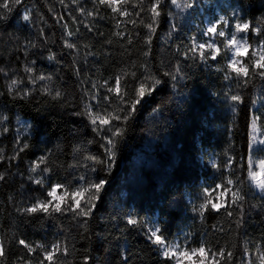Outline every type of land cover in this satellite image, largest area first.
<instances>
[{"label":"trees","instance_id":"1","mask_svg":"<svg viewBox=\"0 0 264 264\" xmlns=\"http://www.w3.org/2000/svg\"><path fill=\"white\" fill-rule=\"evenodd\" d=\"M150 3L151 0H145V8ZM78 7L95 15H82ZM225 8L223 11L229 17L236 8L245 20L256 22L264 17V0H228ZM160 12L147 57L143 53L147 50L144 37L148 30L139 24V19L151 22L146 11L139 18L133 17L138 21L135 26L119 18L122 23L117 28L110 9L93 4L92 0H79V5L72 0H64V4L60 0H22L7 13L8 19L0 20V68L10 73L9 77L0 74L3 93L0 112L8 117L4 126L9 129L0 135V148L6 157L0 161V172L6 176L0 181V241L6 249L2 264H23L25 260L39 264L42 254L39 251L29 254L18 244L19 239L46 246L57 240L66 242L68 255L58 256L56 264H170L144 232V222L154 215L170 241L190 234L195 246L204 241L217 251L219 247L233 251V264H257V249L264 244V207L251 205H264L261 199L264 194L255 192L246 179L238 183L246 195L245 223L240 228L236 227L237 217L209 212L201 220L192 208L200 203L202 189L208 182H220L230 173L233 178L246 177V164L243 170L238 167L226 170L223 166L228 156L234 157L237 165L244 163L241 158L248 152V121L252 112L259 115L264 109V82L256 79L247 88L237 89L235 80L226 81L224 72L217 71L226 63L224 54L206 63L185 58L181 53L194 33L191 21L201 22L202 17L196 18L194 10H176L170 0H164ZM26 14L30 15L29 21L23 20ZM65 23L76 33L68 37L77 45L76 49L63 44ZM172 24L177 28L169 37ZM121 30L125 36L131 34V44L126 38L114 35ZM249 41L252 42V34ZM27 42H34L36 47ZM25 47L27 55L23 51ZM50 54H54L53 60L48 59ZM31 61H35L37 75H52L47 85L59 89L64 96L53 100L39 92L45 82L27 83L23 66ZM145 61L149 71L163 83L135 117L121 125L126 131L123 138H118L116 162L106 172L103 165L84 160L89 153L104 159V149L100 146L103 141L92 132L85 117L77 113L83 112L88 102L85 92L98 91L101 98L107 94L106 89H93L94 82L102 84L121 69L135 71L139 76L143 72L140 65ZM178 62L184 78H178L173 88V81L164 72L174 71ZM12 77L24 80L19 87L37 90L26 99H13L6 88ZM125 80L131 83L132 77L126 76ZM229 89L243 97V102L235 105V112L233 102L225 96ZM253 99L257 100L255 105ZM28 126L30 134L24 133L23 139L29 147L18 159L9 161L7 157L16 151L17 132L23 133ZM89 140L95 142L89 144ZM77 144L83 148L74 152ZM49 149L52 150V183H68L86 172L90 178L107 180L97 209L87 219L86 226H81L83 218L73 220L71 214L43 218L17 210L30 203L32 197L41 195L42 189L28 181V167ZM214 162L219 168L212 166ZM91 167L97 171L92 172ZM129 215L143 223L128 225L125 217ZM245 248L250 253L247 257L243 255ZM223 264H229L227 257Z\"/></svg>","mask_w":264,"mask_h":264},{"label":"snow or ice","instance_id":"2","mask_svg":"<svg viewBox=\"0 0 264 264\" xmlns=\"http://www.w3.org/2000/svg\"><path fill=\"white\" fill-rule=\"evenodd\" d=\"M93 4L99 3L110 9L112 19L116 20V27L119 28L122 21L119 18H124L127 23L134 26L138 23L137 19L133 17H141L145 11L150 14L149 23H144L143 19H139V24L143 25L148 31L144 37V43L147 50L143 53L145 57L150 55L151 44L153 36L157 32L159 24V17L161 15L160 8L164 0H151V3L145 8V0H92ZM201 0H170L171 5L175 6L181 11L194 9ZM22 0H2L0 2V20L8 19L7 13H11L13 9L20 5ZM64 4V0H60ZM73 4L79 5V0H72ZM139 9V11H134ZM77 10L86 16H93V11H86L84 8L78 7ZM240 9L233 10L232 15H221L219 18L210 20L207 26L201 30V36L206 38L203 41L197 40L195 36L189 38V45L186 50L181 53L185 58L192 60L199 59L201 62L208 60L216 61L222 54L225 55L226 63L217 69V71L224 72V79L226 81H236V88H247L249 84L256 79L264 82V17L258 21L245 20L239 14ZM58 19L63 20V17ZM75 20V17H73ZM23 20L29 21L30 15L23 16ZM235 20L233 24L232 21ZM84 26L91 31L92 28L88 23ZM65 28L63 44L68 49H76L77 45L71 42L68 37L76 35L69 30L67 23L63 25ZM177 28L176 24H172L168 33L171 37L172 32ZM77 32L79 29L76 30ZM249 34H252V42L249 41ZM43 35V30H41ZM115 36L124 37L128 43H132V36L129 33L125 36L123 30L114 33ZM110 43V41H109ZM31 47H36L34 42H27ZM27 55V47L23 49ZM179 52V46H177ZM89 55L91 53H88ZM55 58L54 54L48 56L49 60ZM35 61L24 64L23 71L27 76V83L36 85L38 81L45 82L39 88L41 95L50 96L53 100L64 96V93L59 89L50 88L47 81L52 79V75H45L43 73L37 75L34 67ZM143 72L138 76L135 71L129 72L126 69H121L114 76L104 80L102 84L93 83V89H106L107 94L102 98L98 91L85 92L88 102L84 104V110L77 115L85 117L88 126L92 132L98 136L103 143L101 148L104 149V159L99 156L87 154L84 156L85 161H92L93 164L104 166V171L110 172L116 162V147L118 138H123L126 128L121 125H126L131 121L140 107L146 103L147 98L152 97L158 90L163 81L157 75L149 71L147 61L140 65ZM0 74L9 77L10 73L4 68H0ZM77 74H79L77 72ZM165 76H169L173 81V88L178 78L183 79L181 67L179 62L175 66L174 71L164 72ZM126 76L132 77V82L128 83L125 80ZM109 80L112 83H109ZM24 84V80L18 77H12L6 84L7 94L13 99H26L30 97L36 88L19 87ZM0 95H3L0 92ZM226 99L233 102L232 111L235 112V105L243 102V97L239 92L232 94L229 89L225 93ZM116 102L115 105L113 102ZM95 102V104L93 103ZM257 103L256 99L252 100V104ZM103 105V107H101ZM111 109V110H110ZM157 111V109H153ZM251 112V109H250ZM8 117L0 112V135L9 131L5 127ZM120 122V125L117 124ZM258 125L264 126V113H251L248 121V139H247V155L242 157L244 162L240 165L235 163V158L227 157V162L224 164V169L231 170L238 167L243 170L245 164L247 168L246 177L233 178V175H225L220 182L214 186L205 187L202 189L200 203L193 206L192 211L196 213L201 220L204 219L205 214L225 213L228 218L237 217L236 227L240 228L245 223L244 212L246 195L237 186L241 180L246 181L261 194H264V158H257L255 153L264 152V132H261V137L258 138L256 133L260 131ZM24 133L30 134V126L23 129V133L18 131L14 139V147L16 151L12 156L7 157L9 161L18 159L21 152L29 147L28 142L23 139ZM94 140H89L88 143H94ZM259 145L260 147H256ZM83 145L77 144L73 151L79 152ZM51 149L36 157L29 163L28 167V181L31 184L37 185L42 189L39 196L32 197L31 202L24 207L17 210L27 216H42L43 218H57L63 217L65 214H71L73 220L83 218L84 223L81 226L87 225V219L92 217L94 211L97 209L98 203L101 200V194L105 190L107 184L106 179L90 178L87 172L78 177H73V181L68 183L51 182V175L53 168L50 166ZM4 149L0 148V161L5 159ZM214 168H219L215 162L212 165ZM75 167V165H70ZM92 172L97 169L91 167ZM6 178L4 172H0V181ZM264 200V195L261 196ZM251 207H264V205H251ZM126 223L131 226H136L143 223L140 219L134 216H126ZM146 228V236L148 241L154 245L165 261L170 264H223L225 257L229 264H233L234 252L219 247L218 251L209 247L206 242L201 241L198 246H191V235H185L183 243L177 241H170L164 235L159 224L144 223ZM215 228V226H213ZM223 231V229H221ZM18 244L26 249L29 254H36L39 251L42 254V259L39 264H56L58 256H67L68 247L66 242L57 240L51 245H44L37 242L35 245L28 243L24 239H19ZM243 255L249 256V250L244 249ZM6 256L5 244L0 241V264H2ZM257 264H264V244H261L256 252ZM88 257H85V261ZM23 264H32L31 260L23 261ZM243 264V262H242ZM251 264V262H249Z\"/></svg>","mask_w":264,"mask_h":264},{"label":"rangeland","instance_id":"3","mask_svg":"<svg viewBox=\"0 0 264 264\" xmlns=\"http://www.w3.org/2000/svg\"><path fill=\"white\" fill-rule=\"evenodd\" d=\"M181 2H183V0H181ZM227 6H228V0H201V2L198 3L196 8L189 9V10L196 11V16H197L196 18H199L200 16L202 17L201 22L198 21V19L191 21V23L193 24L192 28L194 30L193 36H195L197 38V40H200V41L205 40L206 38L201 36V30L204 29L207 26V24H208V22L210 20H213L214 18H219V16H221V15L226 16V13H224L223 10H226L225 7H227ZM174 8L176 10H180V9H177L175 6H174ZM229 10H231V9L229 8ZM184 11H186V10H184ZM184 11H181V12H184ZM263 113H264V109H263ZM258 127H260V131L257 132L256 135H257L258 138H260L261 137V132H264V126L258 125ZM256 147L259 148L260 146L256 145ZM255 156L257 158H264V152L258 151V152L255 153ZM215 183L216 182H214V181L208 182L207 183V187L214 186ZM254 191L259 193V194H261L256 189H254ZM144 223H147V224H159V220H158L157 216L154 215V216L148 217ZM159 226H160V224H159ZM144 232L146 233V228L145 227H144ZM185 235H188V234H182L181 236L176 237L172 241H177L178 240L179 242L183 243V239H184ZM189 243H190L191 246H195L191 240H190Z\"/></svg>","mask_w":264,"mask_h":264}]
</instances>
